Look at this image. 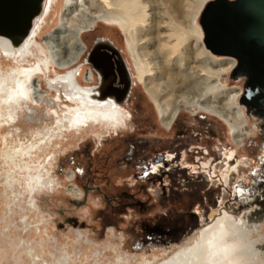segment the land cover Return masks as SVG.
Masks as SVG:
<instances>
[{"label": "rangeland", "instance_id": "rangeland-1", "mask_svg": "<svg viewBox=\"0 0 264 264\" xmlns=\"http://www.w3.org/2000/svg\"><path fill=\"white\" fill-rule=\"evenodd\" d=\"M146 1L153 7L148 10L151 25L155 28L161 22L164 27L160 31L166 34L174 18L192 31L196 24L202 27L206 7L213 0L196 18L188 17L187 24L181 23L187 12L182 3L172 7V2L165 0ZM54 4L36 47L27 60L18 62L22 66L41 65L37 82L45 94L43 102L34 106L30 98L23 101L14 109L16 123L0 132V264H187L192 256L202 259L212 238L224 255L217 264H264V255L254 251L256 243L261 248L264 225L256 231L250 226L260 223L248 221V230L241 225L236 229L240 204L236 188L250 183L257 160L264 156V147L259 149L262 137L255 130L257 119L237 103L249 119L242 145L221 116L203 109H183L174 124L165 127L138 78L126 36L117 22L99 20L94 28L84 31L80 39L86 53L71 68H60L45 43L60 27L64 11V0ZM99 38L110 40L121 52L134 78L133 93L121 103L122 123L99 124L70 134L64 119L72 102L60 87L51 88L50 82L76 73L81 84L98 85L86 57ZM192 38L191 46L197 42ZM212 54L216 59L233 57ZM0 63L8 65L1 55ZM235 68L222 76V92H212L220 104L227 101L229 91L244 92V79L235 78ZM90 70L95 74L92 84L86 83ZM132 82L131 77V87ZM59 117L63 131L59 130ZM48 131L56 137L53 147L41 154V160L52 159L51 164H45L49 175L41 173L40 162V169L31 162L33 178L29 184L25 170L14 173L5 164L2 151ZM153 164H161L162 170L152 174ZM71 184L82 187L84 195L78 185L82 196L69 194ZM84 186H88L87 192ZM70 218H77L78 224L69 222ZM164 225H175L179 232L160 235L156 227ZM145 227L152 228L145 232ZM243 232L244 236L238 234Z\"/></svg>", "mask_w": 264, "mask_h": 264}, {"label": "bare ground", "instance_id": "bare-ground-1", "mask_svg": "<svg viewBox=\"0 0 264 264\" xmlns=\"http://www.w3.org/2000/svg\"><path fill=\"white\" fill-rule=\"evenodd\" d=\"M165 1L172 2V7L178 2L183 4L187 12L183 13L182 24H187L184 22L190 16L196 18L208 2V0ZM54 2L55 0L43 1L41 12L35 17L30 33L21 43L14 44L11 39L0 35V55L4 62H8L6 67L0 63V132L16 123L14 109L23 101L30 98L34 106L43 102L45 94L37 82L39 77L37 74L42 71L41 65L22 66L18 62L27 60L36 47V41L39 40L37 37L51 14ZM151 9H153L151 2L146 0H64L60 27L45 41L49 56L60 68H71L86 53L85 43L83 44L80 39L81 34L94 28L99 20H105L109 24L117 22L126 36L138 78L155 103L165 127L170 128L183 109L188 108L193 112L203 109L221 116L232 128L236 141L242 145L246 140L245 132L248 130L245 126H248V121L243 109L238 106L240 91H229L227 101L222 104L213 97V94L222 92L221 78L233 70L235 60L214 58L204 44L203 27L197 24L192 31L187 25L186 27L181 25L178 18H174L173 22L169 23V33L160 31L164 27L161 22L153 28L148 12ZM166 15L169 17V13ZM193 34L195 38H192ZM189 38L196 39L197 42L191 46ZM104 64L107 65L102 61L101 65ZM127 71L134 82L129 68ZM94 72L100 82L101 74L95 70ZM94 81L95 74L90 70L86 83L92 84ZM50 85L54 89L60 87L59 90L64 91L67 100L72 102L69 104L70 111L66 113L64 119L67 122L66 132L78 134L99 124L122 123L124 107L121 103L124 102H119L112 96L103 97L99 83L95 86L83 85L76 73H68L54 81L51 80ZM94 121L99 123L95 124ZM58 123L59 130L63 131L62 118L59 117ZM3 140L6 143V137H3ZM55 140L56 137L49 131L39 133L33 139L5 148L2 151V159L14 173L16 169L25 170L31 179L30 184L33 178L29 165L31 162L38 169L40 165L42 166L41 173L44 172V176L49 175L45 164H49L52 159L47 158V162L45 159L41 160V154L44 150L51 149ZM37 162H40V165H37ZM240 164L242 163L236 167L235 176H238L236 173L240 171ZM153 165L156 172L154 174H157L162 165ZM72 177L73 173H70L68 178ZM68 193L77 198L82 196V190L74 184L68 187ZM223 258L224 255L218 251V245L212 238L208 240L202 259L195 260L192 256L187 260V264H197L199 261H205L203 264H217Z\"/></svg>", "mask_w": 264, "mask_h": 264}, {"label": "water", "instance_id": "water-1", "mask_svg": "<svg viewBox=\"0 0 264 264\" xmlns=\"http://www.w3.org/2000/svg\"><path fill=\"white\" fill-rule=\"evenodd\" d=\"M43 1L0 0V35L14 44L21 43L30 33ZM202 27L205 44L212 52L250 60L258 52L264 53V0H213L206 7ZM86 61L101 74L99 87L103 97L124 102L130 93L131 77L113 42L97 39ZM102 61L107 65H101ZM250 202L254 203L252 199ZM251 215L252 212L250 220Z\"/></svg>", "mask_w": 264, "mask_h": 264}, {"label": "flooded vegetation", "instance_id": "flooded-vegetation-1", "mask_svg": "<svg viewBox=\"0 0 264 264\" xmlns=\"http://www.w3.org/2000/svg\"><path fill=\"white\" fill-rule=\"evenodd\" d=\"M231 59L235 60L236 62L235 67L236 65H238L236 68L234 67L235 68V74H234L235 78L237 77V78L244 79V92L242 94L243 90H240L239 103L243 104L248 114L253 115L257 119V121L255 122V130L262 137L260 146H259V149H261V147H264V53L258 52V54L252 57L250 60L241 61L239 58L234 57V56L231 57ZM98 83H99V78H98ZM134 85H135L134 82H132L130 93L126 99H128L129 96H131V94L133 93ZM245 109H243L244 113H245ZM234 154L236 156L235 150H234ZM234 154H233V157H234ZM233 160L234 158L232 159V161ZM256 164L258 165H256L255 168L252 170V173L250 176V183L247 184L246 186H239L236 188V192L240 193V202H239L240 204L239 206H237L239 210L236 211V214L238 216L236 219L239 220V222L236 220L238 222L236 229H238V225H241L242 228L244 226L245 228H247L249 224L248 221L252 223L254 222L260 223L259 225L252 224L250 226V227L255 228L256 231H258L257 228H259L260 230L262 226L264 225V156L262 157L261 160H257ZM161 170L162 169L160 168V171ZM75 176L76 174L74 175V178ZM87 182H91V180L87 178ZM84 187L87 192L88 186H84ZM80 188L83 190V195H84V189L82 187ZM251 199L254 201L253 204H251L250 202ZM224 212H227V210H224ZM251 212L253 213V215H251L252 219L250 220L249 214H251ZM240 215H242L243 217L242 216L240 217ZM68 221L74 224H78L77 218H70L68 219ZM250 227H248L247 230ZM249 231L252 232L251 229ZM238 234L241 236L245 235L244 232L238 233ZM259 244L261 245V248H259L258 243H256L254 246V251L256 253L264 255V239Z\"/></svg>", "mask_w": 264, "mask_h": 264}, {"label": "trees", "instance_id": "trees-1", "mask_svg": "<svg viewBox=\"0 0 264 264\" xmlns=\"http://www.w3.org/2000/svg\"><path fill=\"white\" fill-rule=\"evenodd\" d=\"M151 228L145 227V232L148 231ZM156 229L160 230V232H161L160 235H164V236H167V235H170V234H174L175 231H176V233L179 232L178 228H176L175 225H164L162 227H156ZM146 236H148V235H146ZM142 237L144 238V236H142Z\"/></svg>", "mask_w": 264, "mask_h": 264}, {"label": "built area", "instance_id": "built-area-1", "mask_svg": "<svg viewBox=\"0 0 264 264\" xmlns=\"http://www.w3.org/2000/svg\"><path fill=\"white\" fill-rule=\"evenodd\" d=\"M155 171V169H150V172L152 173V174H154V173H156V172H154Z\"/></svg>", "mask_w": 264, "mask_h": 264}]
</instances>
